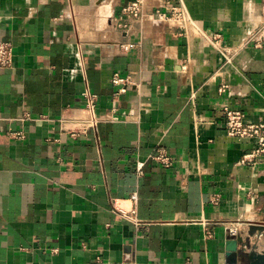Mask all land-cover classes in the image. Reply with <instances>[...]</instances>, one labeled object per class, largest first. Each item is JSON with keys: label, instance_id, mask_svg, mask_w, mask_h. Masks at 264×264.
I'll return each instance as SVG.
<instances>
[{"label": "crops", "instance_id": "crops-1", "mask_svg": "<svg viewBox=\"0 0 264 264\" xmlns=\"http://www.w3.org/2000/svg\"><path fill=\"white\" fill-rule=\"evenodd\" d=\"M135 1L0 0V264H261L264 0Z\"/></svg>", "mask_w": 264, "mask_h": 264}, {"label": "built area", "instance_id": "built-area-1", "mask_svg": "<svg viewBox=\"0 0 264 264\" xmlns=\"http://www.w3.org/2000/svg\"><path fill=\"white\" fill-rule=\"evenodd\" d=\"M164 3L165 6L156 12L158 18L173 21L178 25H183L187 23V21L191 22L186 9L185 0H164ZM141 7L142 1L136 0L124 8V13L130 17L131 20H142L144 15L141 11ZM13 63L14 52L12 44L8 42H0V68H9ZM113 82L117 85H126L128 83V81L123 80L118 75L113 78ZM86 97L88 100V107L90 111L93 112L96 104V96L88 91ZM223 114L226 118V131L230 137L256 141L254 149L243 156L240 164L253 169H264V122L258 124L246 123L245 115L240 110L225 109ZM95 124L96 120L91 119L89 125L95 126ZM152 159L160 161L166 166H171L172 164L170 156L163 151H160L157 155L153 156ZM138 173L143 174L142 164L138 167ZM230 233L231 235H236L235 230H231Z\"/></svg>", "mask_w": 264, "mask_h": 264}, {"label": "water", "instance_id": "water-1", "mask_svg": "<svg viewBox=\"0 0 264 264\" xmlns=\"http://www.w3.org/2000/svg\"><path fill=\"white\" fill-rule=\"evenodd\" d=\"M259 260H261V264H264V256H260Z\"/></svg>", "mask_w": 264, "mask_h": 264}, {"label": "bare ground", "instance_id": "bare-ground-1", "mask_svg": "<svg viewBox=\"0 0 264 264\" xmlns=\"http://www.w3.org/2000/svg\"><path fill=\"white\" fill-rule=\"evenodd\" d=\"M110 9V8H109ZM107 11V10H106ZM113 11V10H112ZM110 15V14H109Z\"/></svg>", "mask_w": 264, "mask_h": 264}]
</instances>
